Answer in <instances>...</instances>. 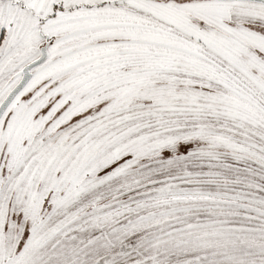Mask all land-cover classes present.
<instances>
[{
	"label": "snow or ice",
	"instance_id": "1",
	"mask_svg": "<svg viewBox=\"0 0 264 264\" xmlns=\"http://www.w3.org/2000/svg\"><path fill=\"white\" fill-rule=\"evenodd\" d=\"M0 264H264V0H0Z\"/></svg>",
	"mask_w": 264,
	"mask_h": 264
}]
</instances>
